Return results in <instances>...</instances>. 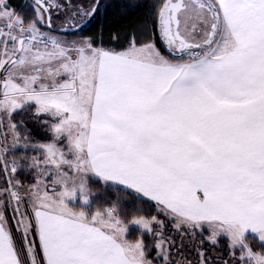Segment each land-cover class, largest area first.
Listing matches in <instances>:
<instances>
[{
    "label": "snow or ice",
    "instance_id": "1",
    "mask_svg": "<svg viewBox=\"0 0 264 264\" xmlns=\"http://www.w3.org/2000/svg\"><path fill=\"white\" fill-rule=\"evenodd\" d=\"M27 7L0 0V264H264V0L94 34L101 0Z\"/></svg>",
    "mask_w": 264,
    "mask_h": 264
},
{
    "label": "trees",
    "instance_id": "2",
    "mask_svg": "<svg viewBox=\"0 0 264 264\" xmlns=\"http://www.w3.org/2000/svg\"><path fill=\"white\" fill-rule=\"evenodd\" d=\"M12 3L21 10L30 11L27 7L30 0H12ZM101 3L103 7L97 12V16L84 27L83 34H94L101 27L105 31L113 27H127L137 23L145 15L146 0H101Z\"/></svg>",
    "mask_w": 264,
    "mask_h": 264
},
{
    "label": "flooded vegetation",
    "instance_id": "3",
    "mask_svg": "<svg viewBox=\"0 0 264 264\" xmlns=\"http://www.w3.org/2000/svg\"><path fill=\"white\" fill-rule=\"evenodd\" d=\"M96 16H97V14H96L93 18H95ZM93 18H92L91 20H93ZM91 20H90V21H91ZM90 21H89V22H90ZM86 26H87V25H86Z\"/></svg>",
    "mask_w": 264,
    "mask_h": 264
},
{
    "label": "rangeland",
    "instance_id": "4",
    "mask_svg": "<svg viewBox=\"0 0 264 264\" xmlns=\"http://www.w3.org/2000/svg\"><path fill=\"white\" fill-rule=\"evenodd\" d=\"M85 3H87V0H84Z\"/></svg>",
    "mask_w": 264,
    "mask_h": 264
}]
</instances>
